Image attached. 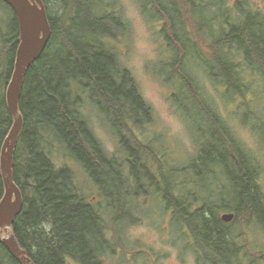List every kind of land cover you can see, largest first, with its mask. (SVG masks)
<instances>
[{"label": "trees", "instance_id": "trees-1", "mask_svg": "<svg viewBox=\"0 0 264 264\" xmlns=\"http://www.w3.org/2000/svg\"><path fill=\"white\" fill-rule=\"evenodd\" d=\"M49 1L60 10L58 17L50 15ZM136 1L160 24L158 45L165 56L155 72L175 90L174 112L187 124L201 123L194 155L184 164H167L161 151L137 136L153 122V112L111 47L126 33L113 4L42 0L51 36L27 69L18 101L23 124L12 173L23 205L11 231L33 264L69 259L107 264L118 248L113 237L118 241L122 228L134 222L119 215L126 207L119 200L150 196L170 213L175 229L186 232L198 263L264 264L261 252L250 258L244 239L240 244L251 229L264 233L259 164L202 85L214 88L223 107L238 100L245 106L257 88L264 94V14L247 0L233 7L224 0ZM17 33L12 24L15 43L2 63L5 82L13 70ZM92 116L117 138L115 151L106 150L94 134ZM11 124L1 97L0 148ZM53 154L81 168L99 192L98 204L79 193L72 170L59 166ZM227 213L233 215L228 223L221 220ZM0 264H19L1 242Z\"/></svg>", "mask_w": 264, "mask_h": 264}, {"label": "rangeland", "instance_id": "rangeland-1", "mask_svg": "<svg viewBox=\"0 0 264 264\" xmlns=\"http://www.w3.org/2000/svg\"><path fill=\"white\" fill-rule=\"evenodd\" d=\"M224 1L225 5L233 7L239 0ZM247 1L253 10L264 14V0ZM109 2L113 4L119 19L124 22L126 27L124 38L112 42L111 47L117 54L121 66L129 72L138 86L140 94L153 112V122L138 131L137 136L143 143L153 144L152 147L157 152L161 151V155L167 164H184L194 155L195 136L201 123L198 120H191L187 124L174 112L171 95L175 90L166 87L156 75V65L165 56L163 49L159 50L158 45L160 24L153 23L148 15L143 14L136 0L133 3H127L126 0H109ZM49 4L50 15L58 17L61 13H59L58 7L53 5L51 1ZM3 6L0 3V29L7 33L4 29L7 27L3 21V13L5 12ZM5 15L10 16V12H6ZM81 23L84 24V20ZM7 49L8 47L2 44L0 36V98L3 97L4 99L9 81L5 82L3 79L5 68L2 63L6 60ZM202 85L207 93L217 101L222 117L231 126L238 142L256 157L261 171L258 181L261 191L264 193V128L261 126L264 121V94H260L259 88L256 87L258 89L255 92L256 95L254 98L247 97L248 103L245 106L240 105L238 100V102L223 107L214 88L204 82ZM253 85L257 84L254 83ZM245 112L248 113V117L242 116ZM91 118L94 134L106 150L115 151L117 138L103 122L101 123L94 116ZM258 121L262 123L253 130V125H257ZM52 159L59 166L68 164L74 174L79 193L83 197H87L92 204H98L99 192L89 183L86 174L77 164L58 154H53ZM130 191L132 192L133 188ZM119 201L126 206L124 210L119 211V215L122 217L125 215L127 220L134 219V222L122 228L119 232L120 239L118 241L116 237H113L118 248L115 250L116 255L109 254L106 259L107 264H201L197 261L196 253L190 245L186 232L175 229L171 222L170 213L164 212L160 201L150 196L144 199H136L131 195L124 196ZM101 202L108 204L109 200L102 198ZM243 237L240 244L243 243L244 239V248L249 253L250 258L256 257L257 253L261 252V258L264 261L263 231L251 229L247 234L244 233ZM3 238H6V235L0 231V239ZM66 264L79 263L69 259L66 260ZM258 264L262 263L258 262Z\"/></svg>", "mask_w": 264, "mask_h": 264}, {"label": "water", "instance_id": "water-1", "mask_svg": "<svg viewBox=\"0 0 264 264\" xmlns=\"http://www.w3.org/2000/svg\"><path fill=\"white\" fill-rule=\"evenodd\" d=\"M16 15L19 26V43L16 49L13 70L5 91L7 110L12 117V126L0 152V173L4 193L0 199V231L6 238L0 242L19 264H33L21 249L11 231L15 217L22 211V198L13 182V156L15 145L22 128V116L18 110L23 80L27 69L45 50L50 40L51 29L42 0H1ZM232 214H223L221 220L228 223Z\"/></svg>", "mask_w": 264, "mask_h": 264}, {"label": "flooded vegetation", "instance_id": "flooded-vegetation-1", "mask_svg": "<svg viewBox=\"0 0 264 264\" xmlns=\"http://www.w3.org/2000/svg\"><path fill=\"white\" fill-rule=\"evenodd\" d=\"M3 8L5 10V12L3 13V21H5L6 27H7L4 29L7 31V33L3 29H0V31H1L0 36H1L2 44H4L5 47H8V49L6 51V57H5V58H7L10 51L13 50V46L15 43L11 38V25L12 24L15 25V29L18 30V33H17L18 41H19V26H18L17 18H16V15L14 14V12L8 6H3ZM6 12H8V13L10 12V16H6L5 15ZM16 48H17V46H16ZM15 52H16V49H15ZM14 59H15V57H14ZM1 148H2V146H1ZM1 148H0V152H1ZM12 176H13V173H12ZM0 180L2 181L1 173H0ZM3 193H4V186H3V182H2V193L0 195V199L3 196Z\"/></svg>", "mask_w": 264, "mask_h": 264}, {"label": "snow or ice", "instance_id": "snow-or-ice-1", "mask_svg": "<svg viewBox=\"0 0 264 264\" xmlns=\"http://www.w3.org/2000/svg\"><path fill=\"white\" fill-rule=\"evenodd\" d=\"M127 3H133L134 0H126Z\"/></svg>", "mask_w": 264, "mask_h": 264}, {"label": "bare ground", "instance_id": "bare-ground-1", "mask_svg": "<svg viewBox=\"0 0 264 264\" xmlns=\"http://www.w3.org/2000/svg\"><path fill=\"white\" fill-rule=\"evenodd\" d=\"M20 191V190H19Z\"/></svg>", "mask_w": 264, "mask_h": 264}]
</instances>
